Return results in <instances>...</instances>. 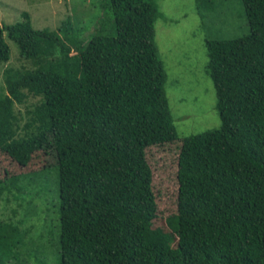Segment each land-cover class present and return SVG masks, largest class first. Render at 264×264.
<instances>
[{
	"label": "trees",
	"instance_id": "1",
	"mask_svg": "<svg viewBox=\"0 0 264 264\" xmlns=\"http://www.w3.org/2000/svg\"><path fill=\"white\" fill-rule=\"evenodd\" d=\"M158 1L106 0L108 17L87 38L69 17L36 29L24 11L0 25V63L8 38L33 65L3 72L0 152L21 169H3L0 202L12 194L22 206L20 182L57 168L59 264H264V0H240L248 34L205 40L221 126L181 140L168 233L154 226L146 156L178 140L155 42ZM28 94L39 101L20 124L14 104ZM19 229L0 218V264L23 262Z\"/></svg>",
	"mask_w": 264,
	"mask_h": 264
},
{
	"label": "rangeland",
	"instance_id": "2",
	"mask_svg": "<svg viewBox=\"0 0 264 264\" xmlns=\"http://www.w3.org/2000/svg\"><path fill=\"white\" fill-rule=\"evenodd\" d=\"M105 1L0 0V25L21 21L24 11L29 13L36 29H54L69 17L82 31L81 37L87 38L96 27L98 16H107ZM213 2V7L199 9L196 0L158 1L162 14L155 21V42L166 69L165 91L178 140L150 146L146 156L153 173L152 187L157 203L154 226L166 233L170 232L167 217L176 212L177 206L176 171L181 140L221 126L215 88L207 70L205 40L238 38L249 33L240 0ZM6 40L10 58L0 63V95L5 91L3 72L6 68L33 67L32 62L20 56L16 43ZM38 101V96L28 94L23 103L15 102L20 124L25 122L26 110ZM39 155L25 169L37 168ZM4 168L10 171L21 169L7 154L0 152V175ZM18 188L20 192H15V196L20 198L22 206L17 205L12 194H7L6 202H0V218L19 223V257L23 262L17 264H59L57 168L23 179Z\"/></svg>",
	"mask_w": 264,
	"mask_h": 264
}]
</instances>
